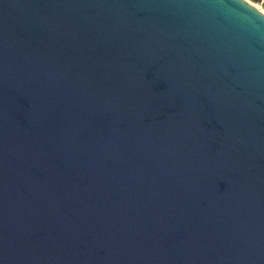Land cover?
<instances>
[{
  "label": "water",
  "instance_id": "obj_1",
  "mask_svg": "<svg viewBox=\"0 0 264 264\" xmlns=\"http://www.w3.org/2000/svg\"><path fill=\"white\" fill-rule=\"evenodd\" d=\"M0 264H264V9L0 0Z\"/></svg>",
  "mask_w": 264,
  "mask_h": 264
},
{
  "label": "rangeland",
  "instance_id": "obj_2",
  "mask_svg": "<svg viewBox=\"0 0 264 264\" xmlns=\"http://www.w3.org/2000/svg\"><path fill=\"white\" fill-rule=\"evenodd\" d=\"M250 1L254 2L258 7L264 9L262 3L256 2V1H253V0H250Z\"/></svg>",
  "mask_w": 264,
  "mask_h": 264
},
{
  "label": "trees",
  "instance_id": "obj_3",
  "mask_svg": "<svg viewBox=\"0 0 264 264\" xmlns=\"http://www.w3.org/2000/svg\"><path fill=\"white\" fill-rule=\"evenodd\" d=\"M253 1H256V2H260V3H262L263 8H264V0H253Z\"/></svg>",
  "mask_w": 264,
  "mask_h": 264
}]
</instances>
